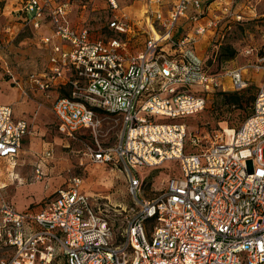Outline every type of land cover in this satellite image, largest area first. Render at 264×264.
I'll use <instances>...</instances> for the list:
<instances>
[{"label": "built area", "instance_id": "obj_1", "mask_svg": "<svg viewBox=\"0 0 264 264\" xmlns=\"http://www.w3.org/2000/svg\"><path fill=\"white\" fill-rule=\"evenodd\" d=\"M233 1L144 0L139 22L107 0L113 35L95 38L72 21L67 4L21 0L20 29L5 30L33 31L48 55L23 79L7 73L35 103L32 116L47 107L62 137L91 139L83 142L91 162L123 169L131 205L110 214L79 191L78 176L36 212L0 198V264H264V52L220 74L197 50L223 21L244 19ZM141 30L142 48L133 49ZM247 72L261 73L250 114L230 131L194 134L189 145L183 119L203 111L212 92L245 89ZM97 111L121 122L109 146L98 141ZM32 130L31 120L0 105V165L17 159ZM167 161L175 172L158 195L144 198L141 169Z\"/></svg>", "mask_w": 264, "mask_h": 264}, {"label": "rangeland", "instance_id": "obj_2", "mask_svg": "<svg viewBox=\"0 0 264 264\" xmlns=\"http://www.w3.org/2000/svg\"><path fill=\"white\" fill-rule=\"evenodd\" d=\"M20 1L0 0V105H11L17 118L27 116L32 121L33 130L25 140L17 159L1 162L0 198L11 202L18 212H36L56 189L67 188L69 179L78 176L81 179L79 191L98 197L99 203H105L104 208L110 214L119 206L128 208L131 199L123 169L120 166L91 162L88 155L83 154L84 143L77 140L67 142L57 131L56 119L47 107L40 108L38 115L32 116L30 112L34 109L33 102L21 96L20 90L7 73L8 70L12 75L25 77L31 71L40 70L48 55L45 45L31 31L14 36L5 30L7 25L15 23L14 13L20 6ZM55 1L67 4L72 21L86 24L92 37L113 35L107 24L114 10L110 8L107 0ZM142 1L116 2L119 12H124L140 22L143 20L139 16ZM233 3V8L242 12L244 19L223 21L217 28L218 31H210L197 44L206 67L213 73H224L228 69L255 60L264 52V1L235 0ZM213 12L217 13L215 10ZM141 29H145V26ZM136 38L137 41L135 38L133 43L130 41L131 46L133 49H140L145 33L141 30ZM229 46L235 51L234 57L228 60L221 58V52ZM247 77L250 78L249 85L239 91V94L249 100L242 107L225 106L221 103V96L212 94L208 97L203 111L187 117L185 124L189 145L194 134L200 139L206 131L220 127L237 128L245 120L251 112L261 73L247 72ZM224 85L230 88L228 79ZM97 114L103 119L98 141L101 146H109L116 142L121 122L114 117H106L101 111H97ZM201 143H198V148ZM65 144H69V147L64 146ZM45 150H50V157L45 156ZM36 169L39 170L40 177L36 176ZM175 169L174 161L141 169L143 197L150 199L158 195L168 174L175 172Z\"/></svg>", "mask_w": 264, "mask_h": 264}, {"label": "trees", "instance_id": "obj_3", "mask_svg": "<svg viewBox=\"0 0 264 264\" xmlns=\"http://www.w3.org/2000/svg\"><path fill=\"white\" fill-rule=\"evenodd\" d=\"M235 55V51L233 48H231L230 46L227 47L225 50H223L221 52V58L223 59H231L233 58ZM212 94H216L217 96H221V99H222V104L225 105V106H238V107H242L244 103H247L249 99H246V98H243L242 95L239 94V91H234V90H231V91H219V92H212L208 95V97ZM208 100V99H207ZM189 116H192V115H189ZM189 116H186L184 119H183V122L185 123V120L187 119V117ZM84 137V136H83ZM81 138V137H80ZM78 139L77 141H81L82 143L83 142H87L89 141V137L85 135L84 139ZM67 142L71 141V140H67L65 139ZM64 146H67L69 147V144H65Z\"/></svg>", "mask_w": 264, "mask_h": 264}, {"label": "crops", "instance_id": "obj_4", "mask_svg": "<svg viewBox=\"0 0 264 264\" xmlns=\"http://www.w3.org/2000/svg\"><path fill=\"white\" fill-rule=\"evenodd\" d=\"M116 1H128V0H116ZM144 1V0H143ZM20 3H21V1H20ZM18 8V7H17ZM14 15L16 16V12L14 13ZM12 26L14 27V29L15 30H19L20 29V27H21V24L19 23V21L17 20V17H15V23L14 24H12ZM26 31H29V30H25L24 32H26ZM23 33V32H22ZM32 33L35 35V33L32 31ZM21 34V33H20ZM46 48V47H45ZM197 50H198V46H197ZM198 52H200V50H198ZM14 77H17V78H20V79H23L24 77H21V76H17V75H14ZM34 96L36 97V98H40V93H38V92H35V94H34ZM33 102V101H32ZM33 104H34V109L30 112L31 114L33 113V111L35 110V103L33 102ZM22 118H27V116H22ZM27 139V138H26ZM25 139V140H26ZM25 140H24V142H23V145H24V143H25ZM23 145H22V147H23ZM22 149V148H21ZM21 151V150H20ZM20 153V152H19Z\"/></svg>", "mask_w": 264, "mask_h": 264}, {"label": "bare ground", "instance_id": "obj_5", "mask_svg": "<svg viewBox=\"0 0 264 264\" xmlns=\"http://www.w3.org/2000/svg\"><path fill=\"white\" fill-rule=\"evenodd\" d=\"M227 131H230V128H225Z\"/></svg>", "mask_w": 264, "mask_h": 264}]
</instances>
